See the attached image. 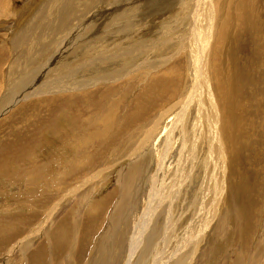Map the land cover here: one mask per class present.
<instances>
[{
  "label": "bare ground",
  "instance_id": "bare-ground-1",
  "mask_svg": "<svg viewBox=\"0 0 264 264\" xmlns=\"http://www.w3.org/2000/svg\"><path fill=\"white\" fill-rule=\"evenodd\" d=\"M1 1L2 0H0V9L1 7L5 8L3 7L4 3L1 4ZM98 1L99 0H87L88 5H85V11H88L90 8L92 9V6L99 3ZM161 1L163 3H158L159 12L157 14L171 9L165 20V25H184L187 31L185 32L184 30L178 34V39L174 42L172 47H164L162 50L158 51L162 52V57L158 60L160 63L159 66L157 60L152 59L140 68L142 70L150 69L156 72L158 68L161 67V71H163L172 61L181 58V62H184V69L179 73V81L183 79V84H181V87L169 90L171 79L174 77L172 75V77L169 76V81L168 78L164 80L162 79L163 77L160 76L164 75V72H161L160 75H157V77L160 78L156 77L157 79L154 78L149 82V86H154V96L157 98L158 105L157 111L148 116V108L150 106L146 104V106L143 107L144 109H140L134 117L128 113L124 118V122L131 125L138 123L140 116L142 118L146 117L144 119L145 122L140 126L142 131L141 137H144V140L139 142L137 148L142 153L151 155L145 166L141 168V172L148 173L149 164L152 162L153 156L154 159L165 157L166 162L170 163V169L173 171L172 174H165L163 177L160 176L161 182H156V184L152 186L153 195L149 194L151 198L156 197L159 199L158 210H163L152 223L151 221L149 222V220L143 222L141 221L142 219L139 220V218L138 220L137 218L127 220L125 216L121 217L127 210L125 206L128 205V199L125 198L128 195V189L124 181L130 176L129 169L134 170L135 174L132 177H135L142 164L140 157L133 151L131 154H128L131 150L129 145L134 138L132 137L134 134H130L118 147L119 150H122L121 155H124V158L127 157L124 168L122 167L123 169L117 172L118 182L116 185L120 193L119 199L114 204L113 211L110 213L107 228H105L98 239L95 240L96 242L92 245L91 250V240L94 235L89 239V243L88 236L90 230L96 223V219L98 218V220L100 219L99 222H102L100 218L101 212L99 216L97 215V209L99 208L93 206V213H88L86 216L82 215L85 218L84 220L81 218L82 216H79V218H76L75 223L68 224L67 215H65L59 223L56 221L54 224L52 223L53 226L50 227L49 224L53 221V215L56 213L57 207L48 206L52 208H49L51 211L47 212L43 220L39 219V217L36 218L35 221H37V225L33 226L32 223L28 225V223L24 222L27 218H23V225L28 227V231H30V229L32 230L28 235H25L27 231H23L19 228L16 231V235L11 237H9V235L8 238L4 240H2L1 237L0 249L2 250L3 247L6 248L11 246V250L9 251L12 252L7 255V258L15 261V264H124V261L128 262L129 253L134 250L139 252V259L147 254L155 253L156 251L158 253L156 262L151 264H194L196 260V250L197 252L204 250L202 253L204 260L203 264H219L222 259L228 258L225 251L232 250V246H228L229 243L225 244L224 237L220 235L224 230L225 235H227L226 240L232 236V226L237 225L233 219H237L240 214L244 219L243 229L245 232L243 235L245 241L243 242H247L248 231H252V229H250V221L251 217L254 216L253 208L256 206V203H250L251 196L249 195H254L255 175L253 174V176H251L248 170L245 171V169L242 168V165L244 166L246 164L245 166L248 168L251 162H255L256 158L254 157L257 152L254 147H251L247 152L242 151L245 140L242 144L239 142L241 133L239 132L238 126L246 129V123L254 121L258 116L264 113V94L250 87L249 79L245 71L247 65L252 63V60H247L245 56L242 57V55L238 53L235 39L239 40L237 38L238 31L240 32L242 29L240 35L244 33L243 28H239L237 23L240 17L246 15L248 22L244 21L249 31H247L245 35L251 33L253 43H255L254 40H256V43L259 42L260 45L259 47L253 45L252 47L250 46L249 49L246 48L249 54L246 50L243 52L254 60L256 59L257 53L261 52L263 55L262 58H264V20L260 21L254 17V14L264 15V1L263 4H258L260 5V7L257 6L258 8H254V5H252L253 0ZM190 2H192L191 5L189 4ZM81 3H84V0H52L42 5V8L45 9V13L49 16L53 15L52 13L56 14L57 17L53 16L55 22H52L54 26L52 24L51 27H47L49 23H46V20H44L46 26L40 25L34 31L31 28H26L32 30L29 38L28 32L26 33L25 31L26 29L21 31V36L19 35L17 38L18 41H21L19 45L23 46L24 44V46H28V52H31L28 53V55L32 54V61L28 64V68H30L31 64L34 65L36 63L39 58L37 54L40 50H44L47 44L54 40L52 39L50 41L51 37L49 38L48 34L51 33L50 35L54 36L55 32L59 29L56 27L59 23L62 24L61 26L69 24L77 13L78 5V9H80ZM142 5V7H144L146 3ZM111 8H113L111 10L113 12L102 17L103 20L100 25L96 26L97 30L94 25H91V22L85 25L83 29H78L79 26L76 31L79 32L78 35L69 36L62 40L58 45L57 52H55L53 58L49 62L31 69V71L28 70L30 72L26 71L24 78H28V75L32 74H36L38 77L37 82L34 81L35 78H32L34 86L33 92L37 96L47 94H57L58 96V94H62L65 95L62 99L66 98V102H71L73 98L71 97V93H81L83 90L89 89L100 83L104 85L107 84L106 82L109 80L114 82L119 78L122 79L126 76H131L136 72V69L133 68V53L144 52L154 41L148 44L147 41L139 39L133 41L131 44L130 39H137L138 34L140 35V33L136 31V28L134 32L130 30V26L137 21L132 18H127L128 8L123 2L115 1L111 5ZM121 8L124 9L119 10ZM82 10L81 8L78 12L80 13ZM176 10H179V12L173 14ZM61 11L64 15L63 19H61L59 15ZM57 19H59V21ZM127 19L130 20V22ZM113 22L117 25L113 24ZM165 25L163 27L164 30ZM140 26L141 25H137L136 27L140 28ZM145 28L146 26L144 25V31H146ZM101 29L107 32L104 33V30L102 32ZM164 30L157 33L160 39L164 36ZM22 36H24V38ZM196 37L199 39V48L194 44V39ZM248 39L250 40V38ZM55 41L56 40H54V42ZM23 48L26 49L27 47ZM72 57H75L76 65L69 64L72 63ZM121 57L126 58L125 63L114 64V60ZM245 60L247 61L245 62ZM171 74H173V71ZM262 74L264 76V73ZM139 77V80H141L142 76ZM245 81L248 84L245 83L247 85L241 87L240 85ZM179 83L178 86L180 85ZM28 84L30 83L23 82L16 88L14 91V98H19L22 94L26 96L28 92L25 93V91ZM259 85H261V83ZM149 86L144 85L140 95L136 96L133 103L138 104L141 101L143 96L149 92V89L146 88ZM150 94L152 95V92H150ZM3 97L4 99L6 98L5 96ZM83 99L87 100L88 98L85 96L81 100ZM168 100L170 101L166 103ZM144 101H146V99H144ZM145 103L148 102H144V104ZM193 103H196L198 108L194 118L190 122L185 118V114L188 107ZM66 104L71 103H65V105ZM141 104L143 105V103ZM141 104L139 106H141ZM134 118H136V121ZM108 119L109 118H107V120ZM86 122L90 123L91 121L86 120ZM91 125L88 126L91 127ZM239 150L247 156V160H240V163L237 157V152ZM173 151L178 152V156H176ZM107 163L104 164L103 162V165ZM160 165L162 166L164 163ZM210 165L212 166L211 171L213 170L212 172L216 174H213V177H211L212 179L215 178L219 186V190L216 189L219 193L215 191L219 200L217 198L213 204L215 206L212 207L211 210L209 209L210 211L205 214H210L211 217H206L210 219V231L208 232H211L209 238L204 239L206 246L204 248V245L198 240L197 236L192 237V233L187 232L185 230V224H183L182 227H179L181 228L180 232H182L184 236L187 235L192 237V240H198L197 244L190 246L192 240L184 243V237L179 235L181 238H177L173 241V248L171 250V242L167 234L168 224L171 223L170 218L174 216L177 210H179L180 213L186 212L190 205L189 190L194 182L200 181L202 178L203 186L205 185V190H207L208 178H206V176L210 169ZM197 172L202 175L196 176L195 173L198 174ZM94 173L96 174L94 175ZM94 173H90L83 178V181L85 180V186L95 183L105 174L103 170H98ZM73 179L70 177L69 181ZM247 184L249 198H246L247 200L242 202V200L239 199V195ZM176 186L177 188H175ZM154 190L158 192L159 197H157ZM203 194L204 198L201 200L202 204L208 200V195L210 193L207 195L205 191H203ZM154 195L156 196L154 197ZM230 196L235 197L239 201V213L237 212V216H235V213L231 214L227 211L226 206L229 204L228 199ZM210 197L212 198V196ZM85 198V195L77 198L78 201L76 204L81 203L83 200H88V198ZM254 210L256 211L255 208ZM201 217L202 216H193L194 220L192 221V225L196 226ZM202 218L204 219V216ZM175 221L176 223L178 222V216H176ZM204 221V225H206V219ZM162 222H164L163 226L161 225ZM204 225L203 234H206L209 228H207V225L206 227ZM218 226L222 228L217 230L216 228ZM38 232L41 234V240L35 244L32 241V236ZM15 236H19L20 238L17 239ZM12 238H14V241L11 243ZM155 239H158L156 247L153 243ZM179 241L184 245L179 243ZM179 244L185 246V250ZM248 244L249 242L243 243V247L244 245L245 247L242 253L236 250L237 253L234 254V258L232 259L233 264L243 263V256L248 249ZM219 245H224L225 249L222 250L223 253H221V256L216 258V247ZM15 247H18V252H15ZM259 247L260 246L255 245L252 255L249 257L248 264H257L260 253L258 250ZM159 255L161 257L158 259ZM174 256L176 257L175 259Z\"/></svg>",
  "mask_w": 264,
  "mask_h": 264
},
{
  "label": "rangeland",
  "instance_id": "rangeland-1",
  "mask_svg": "<svg viewBox=\"0 0 264 264\" xmlns=\"http://www.w3.org/2000/svg\"><path fill=\"white\" fill-rule=\"evenodd\" d=\"M23 1L25 0H2L1 4L4 3L3 7L5 8L1 7L0 9V239L2 237V240H4L7 239L9 235V237L16 235V231L19 228L23 231H27L25 235H28V233L32 230L30 229V231H28V227L23 225V218L26 217L28 219L24 220V222L28 223V225L31 223L33 226L37 225V221H35L36 218L39 217V219L43 220L46 217L47 212L51 211L49 209L51 207L48 206H54V208L57 207V211L54 213L52 219L54 222L51 221L49 224L50 227L53 226L56 221L59 223L65 215H67V223L73 224L79 216H86L88 213H93V206H97L99 208L97 209V215L99 216L101 212L100 218L102 222L100 223V219L98 220L97 218L96 223L89 232L88 243L90 241L89 239L94 235L91 240V250L92 245L96 242L95 240H97L101 232L107 228L110 213L113 211L114 204L119 199L120 193L116 185L118 182L117 172L124 168L127 157L124 158V155H121L122 150H119L118 147L130 134H134V136H132L134 138L129 145L131 150L128 154H131L133 151L140 157L142 164L135 177H132L135 174L134 170L129 169L130 176H128V178L124 181V184L128 189L127 196L129 197H125L128 199V205L125 206L127 210L121 217L125 216L127 220H131L133 218H137L138 220L139 218V220L142 219L141 221L143 222L149 220V222L151 221L152 223L163 210H158L159 199L155 197L156 195L159 197L158 192L154 190L156 192V195H154L155 198H151V195H153L152 186H154L156 182H161L160 176L163 177L165 174H172L173 171L170 169V163L166 162L165 157H158L154 159L153 156L152 162L149 164L148 173L141 172V168L145 166L151 155L142 153L137 148L139 142L144 140V137H141L142 131L140 126L145 122L144 119L146 117L142 118L140 116L138 121L141 122L131 125H129V123H125L124 118L128 115V113L134 117L140 109H144L143 107H145L146 104H148L147 106H150L148 108V116L157 111L158 105L157 98L154 96V86H149V82L156 78L157 75H160L161 72H164L165 76L160 75L164 80H167L166 78H168L169 81L172 75L174 77L171 79L169 90L182 86L181 84H183V79L182 81H179V73L184 69V62H181V58H177L175 61H172L168 67L163 69V71H161V67H159L156 72H153L150 69L142 70L140 67L146 65V63L152 59H155L158 62V60L162 57V52L158 51L162 50L164 47H172L174 42L178 39V34L184 30L186 32L187 29L184 28V25H165V20L167 19L168 13L171 9L157 14L159 12L158 3H163L161 0H99V3L92 6V9L90 8L88 11H85L84 9L85 5H88L87 0H84V3L80 4V9H83L82 12H78V10H80L78 9V5L77 13L74 15L72 21H70L69 24H66L67 26H61L62 24L59 23L56 25L57 29H59L55 32V35L51 36V33L48 34L49 38L51 37L50 41L52 39L56 41L54 42L53 40L49 42L44 50L41 49L37 54L39 55V58L36 63L34 65L31 64L30 68H28V64L32 61V54L28 55V53L31 52H28L27 45H19V42L21 41H18L17 38L19 35L21 36L20 32L26 28H31L34 31L40 25L46 26V24H44V20H46V23H49L47 27H51L55 22V18L53 16H56V14L52 13L53 15L49 16L45 13V9L42 8L44 3L46 4L48 1L52 0ZM115 1L123 2V4L128 8L127 18H132L137 21L130 26V30L131 32H134V29L136 28V31H138L140 35L138 34L137 39H130L131 44L133 41H137L139 39L147 41L148 44L154 41L153 44L146 48L144 52L133 53V68L136 69V72H134L131 76H126L122 79L119 78L114 82L109 80L106 82L107 84L103 85L100 83L96 86L90 87L89 89L83 90L81 93H71V97H73L72 99L70 98L71 102H66V98L62 99L63 96L65 97V95L62 94H58V96L57 94H38L39 96H37L33 92L34 86L32 78H35L34 81L37 82L38 77L36 74H32L28 75V78H24L26 71H31V69L41 66L43 63L46 64V62H49L53 58L55 52H57L58 45L62 42V40L69 36L78 35L79 32H76L78 29H83V27L90 22L96 29V26L100 25L103 20L102 17L113 12L111 11L113 9L111 8V5ZM263 1L264 0H253L252 5H254V8H258L261 3L263 4ZM143 3H146L144 7H142ZM189 4L191 5L192 2ZM122 9L124 8L119 10ZM178 12L179 10H176L173 14ZM59 15L61 19L64 18L62 11L59 12ZM254 17L260 21L264 20V15L254 14ZM57 20L59 21V19ZM244 20L248 22L246 15L240 17L239 22L237 23V26L239 28H243L244 32L240 35L242 29L240 32L238 31L237 38L239 40L235 39L237 50L242 57L245 56L247 60H252V63H250L251 66L248 64L245 71L249 79L250 87L261 91L264 94V76L262 74L264 73L263 55L261 52H258L255 60L248 56V49L250 46L252 47L253 45H256L259 47L260 43H256V40H254L255 43H253L251 33L245 35V33L249 31V28L248 26H245L246 23ZM128 21L130 22V20ZM113 24L116 23L113 22ZM137 25H141L140 28L136 27ZM144 25L146 26V31H144ZM164 25L165 30L163 28ZM31 29L25 30L26 33L28 32V38L31 36ZM103 30L104 29H101L102 32ZM163 30L164 36L160 39L159 36H157V33ZM106 32L107 31L104 30V33ZM22 37L24 38V36ZM248 38H250V40ZM198 41L199 39L196 37L194 39V44L199 48ZM240 43L242 47H245L242 48ZM23 47L27 48L25 49ZM244 50H246L248 54H245V52H243ZM247 60H245V62ZM125 61L126 58L121 57L114 60V64H124ZM71 62L72 63L69 64L76 65L75 57L71 58ZM159 65L160 63L158 62V66ZM251 69L254 70L252 71ZM172 71L173 74H171ZM139 76H142L141 80H139ZM23 82L32 84H28L25 91V93H28L26 96H23L24 94L20 95L19 98L17 97L18 99L14 98L15 89ZM178 83L180 84L179 86ZM245 83L247 82H243L240 86L245 87V85L248 84ZM260 83L261 85H259ZM144 85L149 86L146 87L149 89V92L143 96L138 104L133 103L136 96L140 95ZM150 92H152V95ZM3 96L6 98L4 99ZM85 96H87L88 99L81 100ZM144 99H146V101H144ZM169 101L170 100L166 103ZM144 102L148 103L144 104ZM65 103L71 104L65 105ZM141 103H143V105ZM140 104L141 106H139ZM197 108L198 105L196 103H193L188 107L185 114V118L188 119V121H192ZM107 118L109 119L107 120ZM86 120H90L92 125L87 123ZM134 120L136 121V118H134ZM88 125H91L92 128ZM238 128L241 133L239 142L242 144L245 140L242 151L247 152L251 149V147H254L257 152L254 157L256 158L255 162H251L248 165V168L245 166L246 164L244 166L242 165V168L245 169V171L248 170L251 176H253V174L255 175V188L253 189L254 195L249 194L247 184L245 188L241 190L239 199L243 202L247 200L246 198H249L248 196L250 195V203H256V206L254 207L256 211L253 208L254 216L251 217L250 221V229H252V231H248L247 235V242H249V246L243 256L244 261L242 264H248L249 257L252 255L255 245L260 246L258 249L260 253L257 259V264H264V113L258 116L254 121L246 123V129H243L240 126H238ZM242 151L239 150L237 152L239 163L240 160H247L246 154ZM173 152L176 156H178V152ZM103 162L104 164L107 162L110 163L103 165ZM161 163H164V165L161 166ZM106 169L109 170V173ZM211 169L212 166L210 165V169L206 176V178H208L206 186L207 190H205V185L203 186L202 178L200 181L194 182L189 190L190 205L186 212L180 213L179 210H177L174 216L170 218L171 223L168 224L167 234L170 238L171 250L173 248V241L177 238H181L179 235L184 237V243L192 240L193 236H197L198 240H200L204 245V248L206 246L204 239L209 238V234L211 233L208 232L210 231V219L208 218L211 217L210 214H205L215 206L213 204L218 198L216 194L219 193L216 191V189L219 190L217 181H215V178H213L214 180L212 179L213 174H216L212 172L213 170L211 171ZM98 170H103L105 174H103L95 183L85 186V180L83 181V178L88 176L90 173L97 172ZM95 174L96 173H94V175ZM200 174L195 173L196 176H199ZM70 177L74 179L69 181ZM175 188H177V186ZM212 188L215 190L213 191ZM203 191H205L207 195L210 193L208 195V200H206L204 204L201 203V200L204 198ZM149 194L151 195L149 196ZM82 195H85L88 200L85 198L86 200L76 204L78 201L77 198ZM210 196H212V198L214 196L215 197L212 199ZM228 203L229 204L226 206L227 211L231 214L235 213V216H237L239 201L235 197L230 196ZM84 216L81 217L83 220L85 219ZM176 216H178L177 223L175 221ZM193 216H204V219L201 217L199 220L200 223L198 222L196 226H193ZM207 216L208 218H206ZM205 219L207 228L209 229L206 234H203ZM233 221L236 222L237 225L232 226V236L226 240L227 235H225L224 230L220 235L224 237L225 244L229 243L228 246H232V250L225 251L228 258L222 259L219 264H233L232 259L234 258V254L237 253L236 250H238L239 253H242L245 247V245L243 247V243H247L243 242L245 241V237L243 235L245 232L243 229V216L240 214V216H238L237 219L234 218ZM183 224H185V230L192 233V237L187 235L184 236V234L180 232L181 228L179 227H182ZM161 225L163 226L164 222H162ZM206 225L204 226L206 227ZM221 228V226H218L216 229L219 230ZM15 237L17 239L20 238L19 236ZM32 238L33 243L37 244L41 240L40 232L32 236ZM198 240H192L190 246L197 244ZM13 241L14 238L11 239V243ZM180 241L179 243H181ZM88 243L87 245L89 246ZM153 243L156 247L158 239H155ZM181 244L184 245L183 243ZM182 245L180 246L185 250L186 247ZM224 245L216 247V258L221 256V253H223L222 250L225 249ZM14 249L15 252H18V247H15ZM9 250H11V246L6 248L3 247L2 250L0 249V264H15V261L7 258V255L12 252ZM203 251L197 252L196 250V260L194 264L204 263L202 256ZM157 255L158 253L155 251V253L147 254L143 258L139 259V252L134 250L129 253L128 262L124 261V264L155 263ZM160 257L161 256L159 255L158 259ZM175 258L176 257L174 256V259Z\"/></svg>",
  "mask_w": 264,
  "mask_h": 264
}]
</instances>
